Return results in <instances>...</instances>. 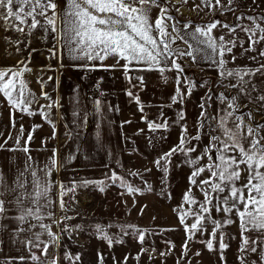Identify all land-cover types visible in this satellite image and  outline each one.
Masks as SVG:
<instances>
[{"label":"snow or ice","instance_id":"1","mask_svg":"<svg viewBox=\"0 0 264 264\" xmlns=\"http://www.w3.org/2000/svg\"><path fill=\"white\" fill-rule=\"evenodd\" d=\"M184 2L187 3V0H184ZM233 3L234 0H228L227 5H222L221 0H201V5L204 7L209 9L220 7L225 11H235L232 7ZM253 3H255V0H253ZM68 4V11L61 17L64 27L59 32L63 34L60 39L64 40V46L67 47L71 58L80 59L87 57L88 60L98 59L103 61L109 56H115L117 58L116 65L110 67L116 68L119 66L120 60L123 59L125 64L122 67L126 76L129 71V65L133 64V62L144 64L148 69H158L162 76L166 70H175L178 73L176 78L177 88L175 95L172 97V103H183L184 99L191 95L196 85L192 80L185 77L187 91L182 90L179 74H182L184 69L180 63H177V58L190 56L195 62V56L192 51H184L172 47V44L176 42V38H183V36L176 24L169 25L165 22L172 20L173 17L169 15L170 10L166 6H161V0H68ZM153 7H160V13L154 22L150 17ZM197 7H200V5H197ZM56 8L57 3L55 0H0V21L4 22L6 29H12L19 33H24L26 27L27 35L29 36H31L37 26L45 32L49 30L57 32L58 30L55 26ZM50 9L53 10L52 15H48ZM236 19L237 21L250 20L254 27L242 24L235 26L223 24L222 27L228 28L229 33H234L239 28L249 34L251 44L264 40V27H261L257 22L258 20H264V17L244 16L241 14ZM219 23V21H213L206 26L197 27L195 32L205 38L198 40L197 43L206 44L219 57V59L215 60V63L221 83L225 88L236 89L237 95L228 96L224 92H220L216 99L221 105H226V107H221L215 116H210L208 108L211 106L212 94L211 90H209L207 99H202L200 104L202 111L198 118L196 134L190 135L186 126L182 125L183 130L179 144L161 158L164 160L163 165L161 164V159H158L155 163L158 168H162L167 173V164L171 155L182 152L188 158L187 163L192 166V172L189 177L190 187L183 196L184 202L190 208L187 212H182L180 215L182 224H185L187 216L193 217L191 225L185 224L186 232H192L193 234L195 231L203 232L204 224L202 222L208 220L214 226L211 235L215 238L217 229L233 223L230 216L235 211L240 218L242 240L240 251L255 253L257 252L258 243L264 244V241L251 240L244 233L249 231L264 233V172L260 171L261 168H264V135L261 134L262 130H264V124L254 123L255 118L252 112L241 113L239 99L244 96L249 102H264V93L255 97L252 95L253 92H258L259 90L251 79L257 72L264 75V64L257 69H249L247 67L228 68V61L223 57L232 52V49L236 46V41L235 39L226 41L224 36L217 38L211 35L212 30ZM49 26L51 27L49 28ZM169 27H171V32L168 31ZM184 27L187 28L188 25ZM257 31L260 33L259 38H256ZM173 33L176 35L174 36ZM193 38H196L195 34H193ZM14 43L18 45L20 41H15ZM241 46H243L242 42ZM189 48H192L191 44ZM200 50L199 48L195 49L197 53ZM248 50L250 49H245V51ZM55 54L53 51V55ZM261 55H264V52H261ZM235 59L236 57L233 56V62ZM169 61H171L170 65ZM25 70L31 71L26 66L24 69L0 70V92L8 98L11 105L18 108L20 107L18 98L23 95L27 85L25 81L20 80L19 88H17L16 78L22 76ZM6 76H8L7 80H5ZM245 77H248V79H245ZM128 79L131 80V77H128ZM137 79L141 80L142 86L143 78L138 77ZM164 79L167 80V77L165 76ZM225 80L230 82L223 84ZM204 83L206 84L207 82L205 81ZM43 86L44 84L41 82L42 89ZM13 91L17 92V99H13ZM128 95L132 96V93L129 92ZM42 96L44 99L51 101V103L41 106L38 114L52 124L53 138H55V124L51 120L50 110L53 106H58V101H52L46 92H42ZM133 99L136 100L138 105L140 104L138 97L133 96ZM34 102L38 103V99L32 93L24 98L26 105H31ZM100 103L99 100L95 101L98 111ZM261 107H264V103H261ZM23 110L27 111L30 116L37 114L36 111H28L27 107ZM140 110L142 111V106ZM245 117H247V122ZM178 118H184L182 111L178 113ZM213 122H215V126H213ZM13 126H15L14 121ZM38 127L40 125H33V130ZM149 127H167V122L163 125L149 122ZM23 132L24 128L21 125V136ZM203 135L208 136V144L204 146L199 155L191 156V153L197 151V145L192 142L200 141ZM19 140L20 137L18 136L17 145H19ZM31 140L32 133L30 132L28 141ZM2 147L3 145H0V148ZM21 150L25 153L29 151L27 147ZM52 152L53 155L49 158V163L39 170L33 167L32 157L29 155L25 161L24 169L18 171L11 184L7 182L3 172L0 171V231H3L5 227L2 221L7 218L9 211L6 205L14 204L18 214L14 217L17 227L13 230V236L29 250L30 259L34 264H58V258L49 253V248L59 246L60 233L72 230L71 226L65 224V227L60 228L59 232L52 231L53 224L59 226L72 219V217L67 215L60 219H55L54 212L50 210L54 203L50 196L54 182L48 178L53 170L58 167L56 150L53 149ZM205 159H207V163L202 164L201 161ZM241 165L246 167L242 169ZM38 171L42 175L38 174ZM242 171L248 172V180L246 184L238 186L237 181L240 179ZM205 172L208 173V176L198 180V177ZM132 174L137 175L136 173ZM110 179L113 183L120 181L121 186L127 187L129 193L139 191V189H134L131 185L126 184L115 173L112 174ZM88 183L90 182H84L85 185ZM192 186L202 192L204 195L203 201H198L192 195ZM75 190V186L66 187L63 184L59 186V207L62 211L67 212L69 210L66 207L64 196L68 192L74 193ZM100 190L103 191V187ZM245 190H247V196L245 195ZM225 192H227V195H224ZM6 196H12V199L7 200L5 199ZM192 205H196L195 210L191 208ZM241 205H243V209H241ZM213 208L217 212H224L226 218L222 221L212 219L211 210ZM45 220H49L51 223H45ZM24 225H27V227H24ZM75 227L79 228V225ZM97 231L102 232L103 228L97 225ZM121 231L127 234L125 226H121ZM22 233L24 234L23 236H21ZM45 236L48 239H43ZM102 238L108 241L109 246L112 245L113 239L107 234ZM189 238L191 237L189 236ZM143 240L144 235L141 232L139 241L142 243ZM220 240L219 248H226L227 245L223 243V234ZM184 247L186 249L187 244ZM207 248L210 251L213 250L211 241L207 242ZM33 249L38 250L40 255L32 251ZM164 254L162 253L161 255ZM260 258L264 262V250L261 251ZM18 259L23 261L25 258L19 257ZM65 259L79 260V255L72 257L66 252Z\"/></svg>","mask_w":264,"mask_h":264},{"label":"crops","instance_id":"2","mask_svg":"<svg viewBox=\"0 0 264 264\" xmlns=\"http://www.w3.org/2000/svg\"><path fill=\"white\" fill-rule=\"evenodd\" d=\"M171 1L174 5L181 4L207 15L217 8L204 7L201 5V0H187V3L184 0ZM55 2L57 3L55 9L57 32L51 30L45 32L37 26L29 36L26 27L24 33H19L6 29L4 22L0 21V35L5 36L4 41L2 40L4 46H0V51L7 52L10 57L6 58L3 64L0 63V70L24 69L25 66L31 69V71H23L22 76L16 78L17 88H19L20 80L25 81L27 85L19 98L17 92L13 91V99L18 98L20 101L19 108L11 105L7 97L0 95V145H3L0 148V171L11 184L18 171L24 169L29 155L32 157L33 167L39 170L49 163V158L53 155L52 150L55 149L58 167L53 170L48 179L54 182L50 192L54 203L50 210L54 212V218L59 219L58 186L70 182L72 168L85 171L86 166L92 164L95 167L94 176L101 175L100 178H102L105 173V176L112 175L114 169H127L130 159L134 156L142 158L146 163L156 165L155 162L158 159L179 144L182 125L186 126L190 135L196 134L200 106L192 92L183 103H172V97L177 88L178 73L175 70H166L162 76L158 69H148L144 64L133 62L129 65L126 76L122 67L125 64L123 59L116 68L110 67L116 65L115 56H109L103 61L88 60L87 57L71 58L67 47L64 46V40L60 39L63 34L59 32L64 27L61 17L69 9L68 0H55ZM161 6L164 5L161 3ZM52 11L50 9L48 15H52ZM159 13L160 7L152 8L150 17L153 22ZM210 23L212 22H207L206 25ZM172 24H176L183 36V38H176V45L184 46L195 56V62L190 56H186L184 62L194 67L196 71L204 72V75L218 71L215 60L219 57L206 44L197 43L198 40L205 38L196 33L195 29L206 25H197L192 20H182L177 17L170 20L169 25ZM185 25L188 27L185 28ZM173 35L176 34L173 33ZM211 35L217 38L222 36L220 24L212 30ZM15 41L20 43L17 45ZM190 44L192 48H189ZM196 48L201 50L197 53ZM170 64L171 61H169ZM179 75L180 87L186 92V76L183 73ZM165 76L167 80L164 79ZM128 77H131V80ZM138 77L143 78L142 86ZM7 79L8 76L5 77V80ZM41 82L44 84L43 89ZM42 92L48 93L52 101H58V106H53L50 110L54 124H58L60 116L75 118L73 125L67 127L68 140L63 134L60 135L59 126L55 128L56 134L53 138V127H50L49 122L38 114L41 106L51 103L43 98ZM129 92L132 96L128 95ZM30 93L35 95L38 103L34 102L31 105L24 103V98ZM133 96L139 98V105ZM96 100L101 102L99 111L95 104ZM25 107L28 111H36L37 114L28 115L27 111L23 110ZM155 110H158V113H155ZM181 111L183 119L178 118V113ZM149 122L160 125L167 122V127L150 128ZM21 125L24 128L22 136ZM33 125H40V127L33 130ZM30 132L32 140L28 141ZM18 136L20 137L19 145L16 143ZM206 142L204 137L200 141H193L192 143L197 145V151L191 153V156L199 155L207 145ZM24 147L28 148L27 153L21 150ZM187 159L182 152L171 155L167 166L170 167L172 175L168 181L165 179L153 185L155 187L152 192L155 196L153 199H150L151 197L139 200L135 197L126 199L125 208L128 215L132 213L131 220L145 228H164L170 224L173 225L175 220L171 219L169 214L172 209L169 208L175 207L190 187L189 177L192 167L187 163ZM161 164H164L163 159ZM38 174L42 175L39 171ZM207 176L208 173L205 172L198 177V180ZM160 179L162 176L158 177V180ZM191 193L198 201L204 198L202 192L195 186L191 187ZM173 198H176V202H167ZM5 199L11 200L12 196H6ZM6 207L9 211L7 218L2 221L5 227L3 231H0V259L19 260V257H24V260H31L29 250L13 236V230L17 227L14 219L18 214L17 208L14 204H8ZM175 208L178 210L177 207ZM189 208L190 206L183 201V209L188 211ZM45 223H51V221L45 220ZM52 231L59 232V226L53 224ZM23 235L22 233L21 236ZM43 239L46 240L48 237L45 236ZM49 253L58 258V247H50Z\"/></svg>","mask_w":264,"mask_h":264},{"label":"rangeland","instance_id":"3","mask_svg":"<svg viewBox=\"0 0 264 264\" xmlns=\"http://www.w3.org/2000/svg\"><path fill=\"white\" fill-rule=\"evenodd\" d=\"M227 2L228 0H221L222 5H227ZM171 3L172 7L169 9V14L172 13L174 15L172 17L182 20H192L204 25L207 22L219 21L222 28V36H224L225 40L230 41L235 39L236 46L232 49L231 53L223 57L228 61V68L247 67L249 69H257L264 64V55H261V52H264V40L251 44L249 34L241 31L239 28L234 33H229L228 28L222 27L223 24L232 26L242 24L254 27L252 21L247 19L237 21L236 17L241 14L244 16L264 17V0H255V3H253V0H234L232 7L235 11H225L217 7L208 15L181 4L174 5L172 1ZM182 8L186 9L185 13H182ZM165 22L169 24L170 21ZM257 22L261 27H264V20H258ZM259 35L260 33L257 31L256 38H259ZM4 38L5 36L0 35V46L2 45V47L4 46V43H2ZM241 42L243 46H241ZM172 47L180 50L185 49L184 46L176 45V42L172 44ZM245 49L250 50L245 51ZM233 56L236 57L234 62L232 60ZM6 58H10L9 54L5 51H0V63L3 64ZM185 58L186 56L182 57L183 61ZM185 65L187 70H191L194 73L188 79L192 80L196 85L192 93L197 97L199 106L202 99H207L209 90H211L212 100L210 101L211 106L208 108L210 116H215L218 109L226 107V105H221L216 99V96L220 92H224L228 96L237 95L236 89L223 87L218 71L204 75V72L200 73L194 67L186 63ZM245 79H248V77H245ZM251 79L259 90L258 92H253L252 95L255 97L264 93V75L257 72ZM205 81L207 82L206 84L204 83ZM229 82V80H225L223 84H228ZM0 95L4 96L2 92H0ZM239 103L241 105V113L252 112L255 118L254 123L264 124V107H261V103L264 102H249L246 97L241 96ZM201 111L200 107V113ZM154 112L158 113V110ZM70 118L60 116L58 124H55V128L59 126L60 135L63 134L67 140L69 139L67 127L73 125L75 121V118ZM245 121L247 122V117H245ZM213 126H215V122H213ZM50 127H52V124H50ZM261 134L264 135V130H262ZM202 137L207 140L206 143L208 144V136L203 135ZM130 160L127 169H114L113 173L121 177L126 184L131 185L134 189H139V191L131 193L128 192L127 187L121 186L120 181L113 183L110 179L112 176L110 174L105 176V173L102 178H100L101 175L94 176L95 167L92 164L87 165L85 171H78L75 168L71 169L70 182L62 184L66 187L75 186L76 190L74 193L68 192L64 196L66 207L69 210L64 212L59 207V219L65 215L72 217V219L60 224L59 229L65 227L66 224L71 226L72 230L60 233L58 264H242V261L243 264H253V262L255 264H264L260 258L261 251L264 250V244L258 243L257 252L255 253L240 251L242 243L240 218L235 211L230 216L233 223L217 229L215 238L211 235L214 226L208 220L202 222L204 224L203 232L195 231L193 234L192 232L185 231V224L191 225L193 217L187 216L185 224L181 223V213L187 212L183 209V199L179 200L175 206L178 210L175 207L169 208L172 209L169 215L173 221L175 220L173 225L170 224L164 228H145L131 220L132 213L128 215L125 208L126 199L133 197L138 200L149 197L153 199L155 197L152 195L155 189L153 185L157 184V182H163L165 179L168 181V178L172 174L170 173L169 166H167L168 171L165 173L162 168H156L155 164L146 163L140 157L134 156ZM205 161L202 164L207 163V159ZM245 167V165H241L242 169ZM260 171L264 172V168H261ZM132 173H136L137 175H133ZM182 173L186 174L185 171H182ZM159 176H162V179L158 180ZM247 180L248 172L242 171L237 185H244L247 183ZM85 181H89L90 183L85 185ZM101 187H103V191L100 190ZM224 195H227V192ZM245 195L247 196V190H245ZM202 199L204 200V198ZM175 200L176 198H173V200L170 199L167 202H176ZM134 203L137 202L134 201ZM191 208L195 210L196 205H192ZM241 209H243V205H241ZM211 217L220 221L226 218L224 212H217L214 208L211 210ZM77 225H79V228L75 227ZM97 225L103 228L102 232L97 231ZM121 226H125L127 234L121 231ZM141 232L144 235L142 243L139 241ZM105 234L113 239L111 246H109L107 240L102 238ZM222 234L223 243L227 245L224 249L219 248ZM244 235L250 237L251 240L264 241V233L259 231H249L244 233ZM209 241L213 243V250L211 251L207 248V242ZM185 244H187L186 249L184 247ZM66 252L72 257L79 255V260L65 259ZM162 253L165 254L161 255ZM36 254L40 255L39 251H36ZM0 264H34V262L32 260L0 259Z\"/></svg>","mask_w":264,"mask_h":264},{"label":"trees","instance_id":"4","mask_svg":"<svg viewBox=\"0 0 264 264\" xmlns=\"http://www.w3.org/2000/svg\"><path fill=\"white\" fill-rule=\"evenodd\" d=\"M161 3L164 5V6H166L168 9H171V7H172V3H171V1L170 0H161ZM169 15H171V16H174L172 13H170ZM196 24L197 25H200V23H198V22H196ZM169 32H170V27H169ZM184 51H187L186 49H184ZM177 63H180L181 65H182V67H183V69H184V75L186 76V78L188 79L189 77H190V75H193L194 73H193V71H189V70H187V67H186V65H185V62L183 61V59L182 58H177Z\"/></svg>","mask_w":264,"mask_h":264},{"label":"bare ground","instance_id":"5","mask_svg":"<svg viewBox=\"0 0 264 264\" xmlns=\"http://www.w3.org/2000/svg\"><path fill=\"white\" fill-rule=\"evenodd\" d=\"M181 11H182V13H185L186 12V9L185 8H182Z\"/></svg>","mask_w":264,"mask_h":264}]
</instances>
